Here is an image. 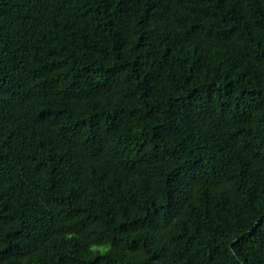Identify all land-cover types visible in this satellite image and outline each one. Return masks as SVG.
Wrapping results in <instances>:
<instances>
[{
	"label": "trees",
	"instance_id": "trees-1",
	"mask_svg": "<svg viewBox=\"0 0 264 264\" xmlns=\"http://www.w3.org/2000/svg\"><path fill=\"white\" fill-rule=\"evenodd\" d=\"M0 264H264V0H0Z\"/></svg>",
	"mask_w": 264,
	"mask_h": 264
}]
</instances>
